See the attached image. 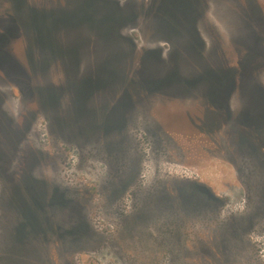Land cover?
Masks as SVG:
<instances>
[{
  "label": "rangeland",
  "instance_id": "obj_1",
  "mask_svg": "<svg viewBox=\"0 0 264 264\" xmlns=\"http://www.w3.org/2000/svg\"><path fill=\"white\" fill-rule=\"evenodd\" d=\"M0 257L264 264V0H0Z\"/></svg>",
  "mask_w": 264,
  "mask_h": 264
},
{
  "label": "trees",
  "instance_id": "obj_2",
  "mask_svg": "<svg viewBox=\"0 0 264 264\" xmlns=\"http://www.w3.org/2000/svg\"><path fill=\"white\" fill-rule=\"evenodd\" d=\"M180 184H182V182L180 181L174 183L176 187L174 186L175 188L173 187L171 189V192H167L168 193L167 197L163 194V196H160L158 198V202L161 201V202H165L166 204L156 209L158 210V216L156 218H160V217L166 218L170 220L169 221L170 225H173V226H174V223L179 222V220H181L182 218L187 219L189 217V215H187L185 210L187 209L193 210L195 206H198L197 208H202L203 206L202 204H205L206 201H208V197L200 191L201 189H199L200 185L198 183H189L186 185L188 188L186 187L185 189L179 188L178 185ZM119 191L121 192V190ZM119 191L116 193L119 194L120 193ZM187 203H188V206H187ZM149 215L150 213L147 212L146 210H143V211L141 210L137 214H134V216L131 218L133 219L132 222L129 223V225L127 226L128 231L130 232L135 231L134 227L135 225H137V222H134V221L141 222L143 218ZM18 217L20 218V222L16 225L13 231V238H14L13 242L14 243L17 242L18 244L17 243L16 244L20 246L19 245L20 242L30 243V241L32 240L31 239L32 237L36 236L38 233L42 235V233L39 231L40 228L38 229V227H40L39 226L40 223L38 220L34 221L32 214H28V212L24 210V212L23 211L20 212ZM36 240L37 239H35V241ZM36 242H38V240ZM146 242H145V239H142L141 237L140 244L144 243L142 244V246H144V245H147ZM171 242L172 244H180V242H178L177 239L172 240ZM219 246L221 247L220 244ZM176 247L177 246H175V248ZM151 256L153 257V255ZM0 260H3V257H0Z\"/></svg>",
  "mask_w": 264,
  "mask_h": 264
}]
</instances>
